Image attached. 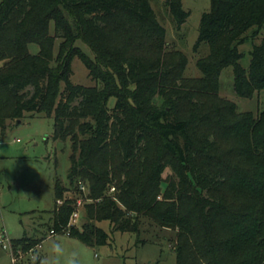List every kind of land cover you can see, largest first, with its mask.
<instances>
[{
  "label": "trees",
  "instance_id": "16d2710c",
  "mask_svg": "<svg viewBox=\"0 0 264 264\" xmlns=\"http://www.w3.org/2000/svg\"><path fill=\"white\" fill-rule=\"evenodd\" d=\"M164 1L180 27L182 0ZM210 1L195 45L210 51L190 77L151 0H0V134L27 113L54 117L53 137L71 141L69 185L86 184L93 200L70 227L86 245L109 242L95 222L139 236L147 218L175 231L176 264H264V109L219 95L228 66L239 96L264 89V0ZM76 57L94 85L71 80ZM68 189L56 180L49 230L76 210L72 198L58 203Z\"/></svg>",
  "mask_w": 264,
  "mask_h": 264
},
{
  "label": "rangeland",
  "instance_id": "374dc122",
  "mask_svg": "<svg viewBox=\"0 0 264 264\" xmlns=\"http://www.w3.org/2000/svg\"><path fill=\"white\" fill-rule=\"evenodd\" d=\"M183 9L189 12L187 20L178 27L164 0H151L157 18L166 27L168 49H178L187 56L185 76L198 77L199 57L209 53L210 47L202 43L195 47L201 16L209 11L210 0H182ZM53 30V25L51 26ZM261 37L256 38L259 42ZM83 47L89 53L86 45ZM32 52L38 45H30ZM244 57L243 66L248 67L252 43L239 46ZM71 80L75 84L94 85L96 82L89 69L79 57L72 63ZM234 67L221 71L219 95L237 104L239 111L258 113L264 109V89L252 97L239 96L234 87ZM54 117L31 116L29 113L20 121H9L5 134H0V233L11 240L13 251L5 249L0 242V264H176L174 250L175 231L165 229L145 218L141 233L114 231L108 220L95 222L110 234L105 245L89 246L66 232L51 234L48 218L55 203V183L59 178L69 186L66 198L75 201L78 217L77 227L87 222L84 204L92 202L86 184L70 186L67 173L70 167L71 141L53 137ZM167 169L165 176L170 174ZM114 189H111V192ZM43 239L35 247L24 250L12 240L23 236L34 238V231ZM52 235V236H51ZM16 261H13V258Z\"/></svg>",
  "mask_w": 264,
  "mask_h": 264
},
{
  "label": "built area",
  "instance_id": "2783aa9c",
  "mask_svg": "<svg viewBox=\"0 0 264 264\" xmlns=\"http://www.w3.org/2000/svg\"><path fill=\"white\" fill-rule=\"evenodd\" d=\"M60 201L61 200H59L58 202H60ZM77 217H78V212H77V210H75L73 212V214L71 215V217H70V220H69V223H68L67 227L64 228V230H63V232H66L67 235L70 234V227L75 225ZM50 232H51L52 235H55V233H56L55 230H51ZM0 242H1V244L3 245V247L5 249H10L11 251H13L11 240L6 239V234L0 233ZM13 261H16L15 257L13 258Z\"/></svg>",
  "mask_w": 264,
  "mask_h": 264
},
{
  "label": "crops",
  "instance_id": "0c3cea01",
  "mask_svg": "<svg viewBox=\"0 0 264 264\" xmlns=\"http://www.w3.org/2000/svg\"><path fill=\"white\" fill-rule=\"evenodd\" d=\"M54 206H55V203H54ZM54 206H53V208H54ZM53 210V209H52ZM51 210V211H52ZM52 216H53V214H52V212L50 213V217L48 218L50 221L52 220ZM34 233H36V230L34 231ZM37 233H38V231H37ZM37 233L36 234H34V235H36V236H34V238H42L44 235H42V236H38L37 235ZM52 236V235H51ZM24 237V236H23ZM22 237V238H23ZM45 237V236H44Z\"/></svg>",
  "mask_w": 264,
  "mask_h": 264
}]
</instances>
